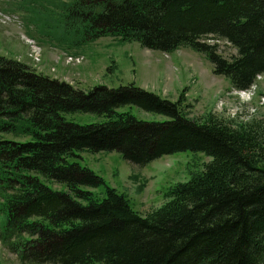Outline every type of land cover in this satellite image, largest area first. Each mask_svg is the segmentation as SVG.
Here are the masks:
<instances>
[{
	"label": "trees",
	"instance_id": "obj_1",
	"mask_svg": "<svg viewBox=\"0 0 264 264\" xmlns=\"http://www.w3.org/2000/svg\"><path fill=\"white\" fill-rule=\"evenodd\" d=\"M64 30L76 42L190 46L239 91L264 74V0H72ZM210 38L230 43L231 61ZM180 105L134 85L83 92L0 56V243L20 264H264V122L189 119ZM75 113L102 121L79 125ZM100 152L132 166L177 152L209 162L141 215L75 161Z\"/></svg>",
	"mask_w": 264,
	"mask_h": 264
},
{
	"label": "rangeland",
	"instance_id": "obj_2",
	"mask_svg": "<svg viewBox=\"0 0 264 264\" xmlns=\"http://www.w3.org/2000/svg\"><path fill=\"white\" fill-rule=\"evenodd\" d=\"M71 5L72 0H0V56L83 92L134 85L172 102L181 101L180 111L189 119L212 115L233 127L264 122V74L257 76L248 90L239 91L227 77L215 72V64L202 52L190 46L163 53L116 37L76 42L74 34L64 30L65 12ZM26 39L39 47L29 45ZM204 42L214 47L212 53L221 61L229 62L236 54L230 43L221 39ZM66 56H82L84 62L81 58L64 60ZM133 114L148 121L166 120L135 109ZM67 119L79 125L102 121L82 113L69 114ZM75 161L102 177L129 199L135 211L145 215L165 202L167 190L201 171L209 159L200 153L177 152L145 166H132L117 152H100L82 153ZM52 188L62 190L58 184ZM93 192L100 196L103 189ZM0 264H20L16 254L1 243Z\"/></svg>",
	"mask_w": 264,
	"mask_h": 264
},
{
	"label": "bare ground",
	"instance_id": "obj_3",
	"mask_svg": "<svg viewBox=\"0 0 264 264\" xmlns=\"http://www.w3.org/2000/svg\"><path fill=\"white\" fill-rule=\"evenodd\" d=\"M29 43H30V44H29ZM29 43H28L29 45L32 44L34 47H36V45H35L33 42H30V41H29ZM79 59H80V58H75V59L70 58L69 60H71V61H75V60H79Z\"/></svg>",
	"mask_w": 264,
	"mask_h": 264
}]
</instances>
